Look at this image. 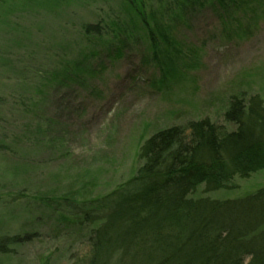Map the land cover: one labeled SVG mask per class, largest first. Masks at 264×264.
Wrapping results in <instances>:
<instances>
[{
	"label": "rangeland",
	"instance_id": "rangeland-1",
	"mask_svg": "<svg viewBox=\"0 0 264 264\" xmlns=\"http://www.w3.org/2000/svg\"><path fill=\"white\" fill-rule=\"evenodd\" d=\"M129 1L0 0V264L88 256L86 208L136 174L150 136L204 118L235 130L230 99L264 105V0ZM137 8L173 47L150 46ZM230 186L199 193L245 198L264 169Z\"/></svg>",
	"mask_w": 264,
	"mask_h": 264
},
{
	"label": "trees",
	"instance_id": "trees-1",
	"mask_svg": "<svg viewBox=\"0 0 264 264\" xmlns=\"http://www.w3.org/2000/svg\"><path fill=\"white\" fill-rule=\"evenodd\" d=\"M205 1L181 0L178 8L198 4L195 12ZM135 10L154 50L161 41L173 47L163 18L152 13L149 25L142 8ZM94 27L86 34H98ZM224 120L235 130L204 118L150 136L136 174L89 203L83 221L93 226L91 250L73 264H264V187L237 200L199 193L229 189L235 178L264 169L262 100L233 97Z\"/></svg>",
	"mask_w": 264,
	"mask_h": 264
}]
</instances>
